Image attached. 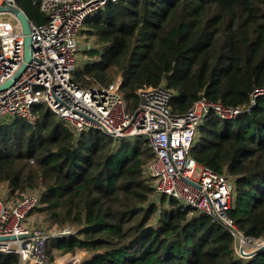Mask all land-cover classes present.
I'll list each match as a JSON object with an SVG mask.
<instances>
[{
    "label": "trees",
    "instance_id": "16d2710c",
    "mask_svg": "<svg viewBox=\"0 0 264 264\" xmlns=\"http://www.w3.org/2000/svg\"><path fill=\"white\" fill-rule=\"evenodd\" d=\"M18 5L34 23L46 20L33 0ZM81 31L95 47L74 80L107 85L121 75L128 110L137 89L160 83L174 92V114L200 96L249 107L232 119L209 113L190 155L234 178L230 217L245 235L264 237V93L253 95L264 89V0L109 1ZM32 111L34 122H0V184L18 195L41 185L32 211L48 225L76 228L49 238L48 256L52 248H77L90 254L80 264H264V251L237 257L219 221L164 195L151 199L143 166L153 152L145 139L116 142L94 129L74 135L45 106ZM17 259L0 253V264Z\"/></svg>",
    "mask_w": 264,
    "mask_h": 264
},
{
    "label": "built area",
    "instance_id": "2783aa9c",
    "mask_svg": "<svg viewBox=\"0 0 264 264\" xmlns=\"http://www.w3.org/2000/svg\"><path fill=\"white\" fill-rule=\"evenodd\" d=\"M109 1L117 0H33L46 17L44 22L34 23L18 0H0V86L13 79L0 89V122L16 118L34 122L33 106L41 104L74 135L94 129L116 142L145 139L153 152L143 166L152 200L159 203L164 195L219 221L231 234V248L237 257L264 251V237L245 235L229 215L234 178L197 163L190 155L209 113L232 119L249 107L227 106L200 96L185 113L174 114V92L160 83L137 89V105L128 110L120 94L121 75L107 85H80L74 80L79 68L75 60L77 37L83 22ZM20 14L27 19L32 42L30 59L21 72L26 33ZM262 93L264 89L253 95ZM254 97L250 105L255 103ZM1 187L6 199H0V237L14 238L0 239V253L17 254L14 264H52L45 249L47 240L73 235V228L27 223L31 211L39 206L41 185L14 199L6 184ZM77 254L62 257L70 255L72 264H80Z\"/></svg>",
    "mask_w": 264,
    "mask_h": 264
},
{
    "label": "rangeland",
    "instance_id": "374dc122",
    "mask_svg": "<svg viewBox=\"0 0 264 264\" xmlns=\"http://www.w3.org/2000/svg\"><path fill=\"white\" fill-rule=\"evenodd\" d=\"M77 39H78V51L76 52L75 60L76 63L78 64V67H81L87 60L90 59L89 54L86 53V49L89 47V45H92L91 47H95V44L93 37H90L88 34L83 33L81 30L78 34ZM1 186H3V184H0V199L5 200L6 195H4L3 187ZM12 196H13L12 198L14 199L19 195L17 193H13ZM27 223H32L33 225H42L45 227L51 226L44 221V217L41 214H39L37 210H34L29 214ZM70 227H72L74 232L76 233V228L74 226H70ZM59 238L61 239L64 237H59ZM66 253L80 254L81 262L90 257V254L87 253L85 250H81L77 248L73 252L63 251L62 249L59 248H52L49 254L52 264H67L68 255L62 257Z\"/></svg>",
    "mask_w": 264,
    "mask_h": 264
},
{
    "label": "water",
    "instance_id": "95a60500",
    "mask_svg": "<svg viewBox=\"0 0 264 264\" xmlns=\"http://www.w3.org/2000/svg\"><path fill=\"white\" fill-rule=\"evenodd\" d=\"M20 18H21V21H22L23 30L26 33V35L24 37V57H23L24 62L22 63V66H21L19 72H21V70L25 67V62H27L30 59L31 50H32L31 38H30L29 35H27L28 34L27 19H26V17H25L24 14H20ZM12 81H13V79H10L7 83H5L4 85L0 86V89L5 88ZM13 238H14L13 236H10V237H0V239H13ZM259 252H261V251H259ZM259 252H257L256 254H258Z\"/></svg>",
    "mask_w": 264,
    "mask_h": 264
},
{
    "label": "crops",
    "instance_id": "0c3cea01",
    "mask_svg": "<svg viewBox=\"0 0 264 264\" xmlns=\"http://www.w3.org/2000/svg\"><path fill=\"white\" fill-rule=\"evenodd\" d=\"M29 217V216H28ZM75 257H77V258H80L81 257V255L80 254H77ZM90 258V257H89ZM88 258V259H89Z\"/></svg>",
    "mask_w": 264,
    "mask_h": 264
}]
</instances>
